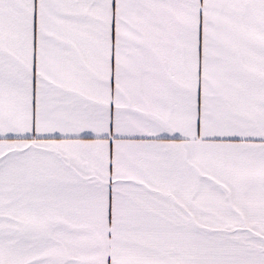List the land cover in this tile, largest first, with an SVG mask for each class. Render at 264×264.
Returning a JSON list of instances; mask_svg holds the SVG:
<instances>
[{
	"label": "snow or ice",
	"instance_id": "obj_1",
	"mask_svg": "<svg viewBox=\"0 0 264 264\" xmlns=\"http://www.w3.org/2000/svg\"><path fill=\"white\" fill-rule=\"evenodd\" d=\"M0 264H264V0H0Z\"/></svg>",
	"mask_w": 264,
	"mask_h": 264
}]
</instances>
